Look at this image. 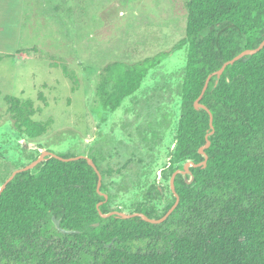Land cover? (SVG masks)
Returning a JSON list of instances; mask_svg holds the SVG:
<instances>
[{"label":"trees","instance_id":"trees-1","mask_svg":"<svg viewBox=\"0 0 264 264\" xmlns=\"http://www.w3.org/2000/svg\"><path fill=\"white\" fill-rule=\"evenodd\" d=\"M186 7L184 38L138 64L106 65L95 89L98 105L114 112L151 70L187 49L181 115L165 178L170 181L187 162L203 163L199 151L207 140L211 144L206 167L176 176V210L161 224L102 217L112 213L107 185L102 182L101 195L88 161L47 157L17 174L0 196V264H264V48L228 66L217 86L212 76L200 104L210 111L213 128L209 112L194 106L209 76L264 41V0H188ZM4 99L19 138L47 132L46 124L33 119L40 109L32 100ZM169 190L172 200L161 217L154 202L163 190L156 185L134 213L163 218L176 202ZM53 217L73 233L57 230Z\"/></svg>","mask_w":264,"mask_h":264},{"label":"rangeland","instance_id":"rangeland-1","mask_svg":"<svg viewBox=\"0 0 264 264\" xmlns=\"http://www.w3.org/2000/svg\"><path fill=\"white\" fill-rule=\"evenodd\" d=\"M187 1L23 0L21 50L0 54V188L43 154L86 156L105 172L112 212L134 214L156 185L161 217L172 200L163 170L176 143L187 49L151 70L114 112L98 105L95 89L106 65L138 64L184 38ZM6 96L32 100L47 132L19 138Z\"/></svg>","mask_w":264,"mask_h":264},{"label":"water","instance_id":"water-1","mask_svg":"<svg viewBox=\"0 0 264 264\" xmlns=\"http://www.w3.org/2000/svg\"><path fill=\"white\" fill-rule=\"evenodd\" d=\"M264 48V41L262 42V44L257 48V49H254V50H246L244 52H242L241 54L237 55L235 58H233L232 60L226 62L222 68L220 70H218L217 72H215L213 75L209 76V78L207 79L206 83H205V86L201 92V95L199 96V98L195 101V109L199 110V109H204L206 110L207 112H209L210 114V111L202 104H200V101L201 99L203 98L204 94L206 93L207 89H208V86H209V83H210V80L212 78V76H216L217 78V81H216V85L217 86L221 80V77L222 75L224 74L226 68L228 66H231V65H234L236 62H238L239 60L245 58L246 56H249V55H254L258 52H260L262 49ZM210 126L211 128H213V117L212 115L210 114ZM209 136V135H208ZM207 136V138H208ZM211 142L209 140H207V143L204 147H202L199 151V153L201 155L204 156L205 158V161L203 163H201L200 165H202L203 167H206L207 166V160H208V156L206 155L205 153V149H207L209 146H210ZM47 155V156H46ZM47 157H51V158H56V159H59L61 161H64V162H69V161H74V160H80V159H86L88 161V163L94 168L95 172L97 173L98 175V192L101 194V195H104L102 192H101V187H102V175L98 169V167L96 166V164L93 162V160L89 157H86V156H75L73 158H69V159H65V158H62L61 156L59 155H55V154H43L40 158H38L37 160H35L33 162V164L29 165V166H26V167H23L21 169H18L16 171L13 172V174L5 181V183L2 185V187L0 188V196L1 194L5 191V189L7 188L8 184L15 178V176L19 173H22V172H26V171H31L33 170L38 164H40L41 162L45 161ZM200 165H196L194 164L193 162H187L185 165H184V168L183 170H177L173 175H172V178H171V189L173 191V194L174 196L176 197V202L175 204L171 207V209L166 213V215L159 219V220H156V219H150L148 217H146L145 215L143 214H140V213H134V214H129V215H126V214H123V213H120V212H112L108 215H104L102 213H100V215L102 217H108L110 215H117L118 217H121V218H124V219H129V218H132V217H141L143 220H145L146 222H149L151 224H161L163 223L165 220H167L171 215L172 213L176 210V208L178 207L179 203H180V198H179V195L176 193L175 191V187H174V180L176 178L177 175H183L184 177H186L187 175H190V168L191 167H198ZM105 197V202L108 200V197L107 195H104ZM102 205V203H100L98 205V207H100ZM57 230H59L60 232L62 233H65V234H72L73 232L71 231H67V230H64L61 228V225H60V222L58 220H56L55 217L52 218Z\"/></svg>","mask_w":264,"mask_h":264},{"label":"crops","instance_id":"crops-1","mask_svg":"<svg viewBox=\"0 0 264 264\" xmlns=\"http://www.w3.org/2000/svg\"><path fill=\"white\" fill-rule=\"evenodd\" d=\"M23 0H0V54H15L18 47ZM20 29V28H19ZM11 37L12 39H8ZM4 43H7L5 46Z\"/></svg>","mask_w":264,"mask_h":264}]
</instances>
